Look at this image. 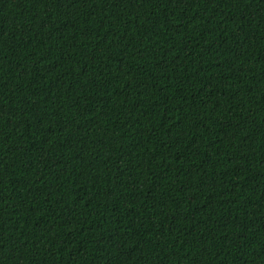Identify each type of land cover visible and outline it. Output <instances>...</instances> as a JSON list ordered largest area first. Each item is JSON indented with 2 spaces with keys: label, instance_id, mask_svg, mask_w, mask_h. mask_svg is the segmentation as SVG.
<instances>
[{
  "label": "trees",
  "instance_id": "1",
  "mask_svg": "<svg viewBox=\"0 0 264 264\" xmlns=\"http://www.w3.org/2000/svg\"><path fill=\"white\" fill-rule=\"evenodd\" d=\"M0 264H264V0H0Z\"/></svg>",
  "mask_w": 264,
  "mask_h": 264
}]
</instances>
